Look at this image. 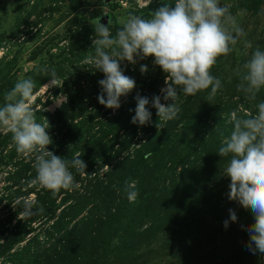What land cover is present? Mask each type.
Instances as JSON below:
<instances>
[{"label": "rangeland", "instance_id": "rangeland-1", "mask_svg": "<svg viewBox=\"0 0 264 264\" xmlns=\"http://www.w3.org/2000/svg\"><path fill=\"white\" fill-rule=\"evenodd\" d=\"M150 2L154 9L141 19L140 9ZM113 21L126 26V42L136 44L127 61L116 48L123 41L114 38L118 32L110 27ZM142 21L146 26L140 25ZM85 29L91 42L83 47L78 41ZM196 40H201L197 46ZM263 43L264 0H0V92L9 87L18 92L35 77L37 82L49 78L27 103L17 107L22 109L19 117H25L32 111L27 106L39 96L36 108L49 100L45 108L52 112L66 100L63 85L53 95L60 84L74 83L77 73L91 62L108 67L120 58L125 65L132 64L140 81L147 82L160 68L162 73L170 70L158 88L159 99L168 90L174 70L186 72L200 50L210 59L211 78L228 87L211 93L210 106L221 113L225 130L220 144L229 139L233 148L225 159L212 153L215 160H210L209 172L198 173L191 184L175 177L185 163L182 152L167 151L161 157L159 173L163 175L145 193L151 194L154 187L162 192L161 198L150 199L146 219L142 225L135 224L139 230L157 216V229L119 264H264V240L258 237L264 230ZM145 48L146 54L142 53ZM158 50L169 57L155 64ZM98 77L96 70L88 72L74 87L80 94L89 93L101 84ZM140 85L135 83L128 96L135 99L136 113L143 95ZM5 123L12 126L14 120L8 117ZM212 123L210 129L215 127ZM203 129L208 127L204 124ZM180 147H186L184 139ZM2 179L3 175L0 194ZM246 184L250 191L245 193ZM203 187L210 190L201 193Z\"/></svg>", "mask_w": 264, "mask_h": 264}, {"label": "trees", "instance_id": "trees-1", "mask_svg": "<svg viewBox=\"0 0 264 264\" xmlns=\"http://www.w3.org/2000/svg\"><path fill=\"white\" fill-rule=\"evenodd\" d=\"M154 7L151 2L142 7L141 19ZM112 24L118 32L114 38L123 41L116 48L127 61L136 44L126 42V26ZM140 25L146 26L145 21ZM89 36L85 29L79 44H90ZM148 51L145 48L142 53ZM196 52L186 72H175L177 64L172 61L176 69L159 99L158 88L170 70L162 73L160 68L147 82L140 81L132 64L125 65L120 58L108 67L91 62L77 73L74 83L60 84L53 95L63 85L66 100L52 112L45 108L49 100L36 108L39 96L27 106L32 111L25 117H19L22 109L17 107L27 103L49 78L37 82L35 77L18 92L10 87L0 92V264H119L157 229V216L139 230L135 224H143L150 199L161 198L162 192L154 187L151 194L145 193L148 185L158 184L162 177L161 157L167 151L182 152L185 163L175 177L189 184L210 168L214 152L219 159L228 157L231 140L220 144L225 130L221 113L210 106L211 93L227 85L211 78L210 59ZM168 57L158 50L155 64ZM95 70L101 84L80 94L74 85ZM174 77L177 80L171 81ZM140 82L143 95L136 113L135 99L128 96ZM8 117L14 120L12 126L5 123ZM190 133L195 137L189 139ZM183 139L186 147L178 148ZM244 188L245 193L250 191L247 184ZM208 189L203 187L201 193ZM258 237L264 240V230Z\"/></svg>", "mask_w": 264, "mask_h": 264}, {"label": "water", "instance_id": "water-1", "mask_svg": "<svg viewBox=\"0 0 264 264\" xmlns=\"http://www.w3.org/2000/svg\"><path fill=\"white\" fill-rule=\"evenodd\" d=\"M106 20V19H105Z\"/></svg>", "mask_w": 264, "mask_h": 264}]
</instances>
